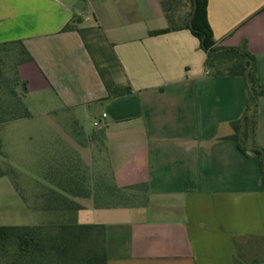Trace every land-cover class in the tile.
I'll use <instances>...</instances> for the list:
<instances>
[{
	"label": "crops",
	"instance_id": "obj_1",
	"mask_svg": "<svg viewBox=\"0 0 264 264\" xmlns=\"http://www.w3.org/2000/svg\"><path fill=\"white\" fill-rule=\"evenodd\" d=\"M208 2L217 46L254 56L264 84V0ZM68 24L99 28L131 93L109 95L79 33L63 32ZM167 26L158 0H0V44L22 42L33 59L18 69L28 110L36 99L56 105L53 114L93 115L116 184L148 187L144 206L72 199L82 206L76 213L42 198L52 172L26 175L33 210L44 215L32 226L102 227L107 264H264L259 163L230 139L246 109V79L215 77L189 30L149 35ZM255 142L264 150V98ZM71 150L51 151L50 165L71 161Z\"/></svg>",
	"mask_w": 264,
	"mask_h": 264
},
{
	"label": "trees",
	"instance_id": "obj_2",
	"mask_svg": "<svg viewBox=\"0 0 264 264\" xmlns=\"http://www.w3.org/2000/svg\"><path fill=\"white\" fill-rule=\"evenodd\" d=\"M168 26L150 32V36L189 30L206 54V66L215 77L240 76L246 79V109L243 116L231 124L234 134L230 137L239 152L253 156L260 167V182L264 193V150L256 145L259 99L264 98V84L258 78L255 58L244 49L217 46L208 20V0H158ZM76 31L81 36L95 67L109 92L120 96L131 90L120 84V64L106 45L99 28L85 29L68 24L63 32ZM88 35L98 38L99 45L88 41ZM104 45H100V44ZM96 54L101 57L99 61ZM33 59L22 42L0 44V126L30 118L26 105L28 85L18 74L21 65ZM88 143L96 142L105 147L104 131L87 137ZM108 172L88 177L78 164L64 158L50 165L47 189L42 198L58 205L57 211H79L82 206L72 199H93L97 208L144 206L147 185L119 187L109 162ZM10 172H0V177ZM67 203V205H66ZM47 210L50 207L47 206ZM0 256L5 264H107L104 249V230L95 225L62 226H5L0 227Z\"/></svg>",
	"mask_w": 264,
	"mask_h": 264
},
{
	"label": "rangeland",
	"instance_id": "obj_3",
	"mask_svg": "<svg viewBox=\"0 0 264 264\" xmlns=\"http://www.w3.org/2000/svg\"><path fill=\"white\" fill-rule=\"evenodd\" d=\"M88 41L94 46L99 45L98 38L93 35H88ZM96 56L100 61L101 57ZM49 102L32 99L29 104L32 116L27 121L0 128V172H13L11 176L0 178V227L37 225L43 218L44 215L41 217L33 210L36 203L34 185L27 176L50 166L51 151L71 150L70 146H73L70 159L88 177L108 172L109 161L103 148L96 142L86 141V134L93 131L94 116L78 117L60 111L53 114L50 111L58 110V107ZM39 127L41 131L37 130ZM5 262L0 256V264Z\"/></svg>",
	"mask_w": 264,
	"mask_h": 264
},
{
	"label": "built area",
	"instance_id": "obj_4",
	"mask_svg": "<svg viewBox=\"0 0 264 264\" xmlns=\"http://www.w3.org/2000/svg\"><path fill=\"white\" fill-rule=\"evenodd\" d=\"M93 126H94L95 128H97V129L100 128V125H99V122H98V121L94 122Z\"/></svg>",
	"mask_w": 264,
	"mask_h": 264
}]
</instances>
